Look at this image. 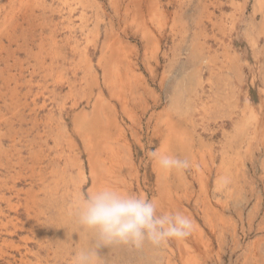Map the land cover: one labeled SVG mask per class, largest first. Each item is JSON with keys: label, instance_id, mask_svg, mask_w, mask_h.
<instances>
[{"label": "rangeland", "instance_id": "374dc122", "mask_svg": "<svg viewBox=\"0 0 264 264\" xmlns=\"http://www.w3.org/2000/svg\"><path fill=\"white\" fill-rule=\"evenodd\" d=\"M101 184L193 229L100 264H264V0H0V264L94 246Z\"/></svg>", "mask_w": 264, "mask_h": 264}, {"label": "clouds", "instance_id": "9594fccd", "mask_svg": "<svg viewBox=\"0 0 264 264\" xmlns=\"http://www.w3.org/2000/svg\"><path fill=\"white\" fill-rule=\"evenodd\" d=\"M150 157L166 171L187 169L189 161L159 152ZM79 229L91 233L96 244L79 249L71 264H100L101 246L121 244L135 249L146 245L160 248L170 239H183L192 229V220L180 211L161 212L154 200L143 194L126 193L110 184H101L81 193L74 203Z\"/></svg>", "mask_w": 264, "mask_h": 264}, {"label": "bare ground", "instance_id": "6f19581e", "mask_svg": "<svg viewBox=\"0 0 264 264\" xmlns=\"http://www.w3.org/2000/svg\"><path fill=\"white\" fill-rule=\"evenodd\" d=\"M28 1V0H27ZM22 15V14H21ZM88 74V73H87ZM91 75V74H90ZM114 75V74H113ZM87 78V77H86ZM94 80V79H93ZM93 83V82H92ZM126 101V100H125ZM124 105V104H123ZM241 110V109H240ZM239 110V111H240ZM234 111V110H233ZM241 113V112H240ZM245 116V115H244ZM88 123V122H87ZM86 126V125H85ZM89 128V127H88ZM89 132H90V128H89ZM111 144V143H110ZM110 146V145H109ZM103 148V147H102ZM101 148V149H102ZM112 148V147H111ZM113 151V150H112ZM210 154V153H209ZM117 155V154H116ZM211 156V155H210ZM66 158V157H65ZM68 159H71V158H68ZM76 161H77V159H76ZM79 161V160H78ZM71 163V162H70ZM131 163V162H130ZM103 165V164H102ZM126 165V164H125ZM128 165V164H127ZM68 168V167H67ZM66 169V168H65ZM105 170V169H104ZM111 170V169H110ZM128 171V170H127ZM106 172V171H105ZM103 173V172H102ZM106 173H108V172H106ZM114 173V172H113ZM202 174V173H201ZM42 175V174H41ZM114 175V174H113ZM110 176H108V178H109ZM115 177V176H114ZM110 179V178H109ZM116 179V178H115ZM30 183V182H29ZM28 185V184H27ZM30 187H31V185H30ZM29 189V188H28ZM80 190V189H79ZM77 191V190H76ZM28 192V191H27ZM32 192V191H31ZM78 192V191H77ZM74 193V192H73ZM72 193V194H73ZM76 193V192H75ZM82 193V192H81ZM27 194H29V193H27ZM169 194V193H168ZM31 196H33L32 194H31ZM29 197V196H28ZM27 197V198H28ZM26 198V199H27ZM30 198V197H29ZM179 198V197H178ZM61 199H62V197H61ZM180 200V199H179ZM27 201V200H26ZM30 204V203H29ZM27 206H28V203H27ZM27 208V207H26ZM29 210V209H28ZM182 212V211H181ZM30 216V215H29ZM198 245V244H197ZM207 245V244H206ZM201 246V245H200ZM204 247V246H203ZM200 248V247H199ZM25 250H26V247H25ZM27 251V250H26ZM28 257V256H27ZM185 261V260H184ZM191 263V262H190Z\"/></svg>", "mask_w": 264, "mask_h": 264}]
</instances>
